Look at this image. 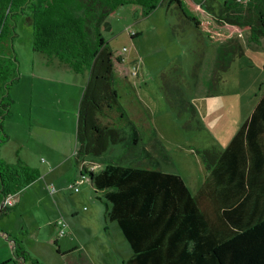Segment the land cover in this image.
Segmentation results:
<instances>
[{
	"label": "rangeland",
	"instance_id": "rangeland-1",
	"mask_svg": "<svg viewBox=\"0 0 264 264\" xmlns=\"http://www.w3.org/2000/svg\"><path fill=\"white\" fill-rule=\"evenodd\" d=\"M223 1L201 0L215 12ZM141 11L138 4L119 5L110 17L111 29L104 32L115 58L121 57L115 68L122 79L115 86L130 119L117 117L114 125L127 130L130 142L112 144L103 155L80 163L74 156L73 169L64 166V173L39 178L15 194V205L0 217V264H16V239L42 264H67L80 252L94 264H125L132 248L118 222L107 218L106 205L97 197L101 192L82 178L83 165L101 170L110 163L153 164L180 173L196 192L208 175L197 150L226 148L256 107L264 92V39L251 42L242 33L244 53L217 73V45L177 5L164 3L148 16ZM17 31L20 79L9 90L13 104L0 155L7 163L22 159L42 175L49 156L59 158L67 135L77 130L90 69L85 65L77 71L76 58L36 50L33 26L24 16ZM59 220L67 222L64 236L54 224Z\"/></svg>",
	"mask_w": 264,
	"mask_h": 264
},
{
	"label": "trees",
	"instance_id": "trees-1",
	"mask_svg": "<svg viewBox=\"0 0 264 264\" xmlns=\"http://www.w3.org/2000/svg\"><path fill=\"white\" fill-rule=\"evenodd\" d=\"M125 2L140 5L143 16L164 3L177 5L217 45V73L244 53L242 33L251 42L264 39V0H224L219 12L204 8L199 0H0V144L8 137L4 122L13 104L9 90L20 79L14 42L22 16L33 26L36 50L76 58L77 71L85 65L90 69L79 104L77 163L103 155L112 144L130 142L127 130L114 125L117 117L130 119L115 86L122 79L115 68L121 57L115 58L104 33ZM215 77L216 72L212 86ZM125 79L130 84L129 76ZM137 134L135 130L133 136ZM197 152L208 175L196 192L180 173L153 164L110 163L101 170L83 165L82 178L101 192L97 197L106 205L107 218L118 222L132 248L125 264H264V92L226 148ZM40 176L22 159L7 163L0 155V217L11 208L5 204L7 197ZM14 250L16 264H42L22 240H15ZM67 264L94 263L80 252Z\"/></svg>",
	"mask_w": 264,
	"mask_h": 264
},
{
	"label": "crops",
	"instance_id": "crops-1",
	"mask_svg": "<svg viewBox=\"0 0 264 264\" xmlns=\"http://www.w3.org/2000/svg\"><path fill=\"white\" fill-rule=\"evenodd\" d=\"M201 2V0H199ZM202 3V2H201ZM200 9H203L202 7H199ZM67 137L69 138V142L64 146V144H62V153L61 156L59 158L56 157H50L49 159L50 161L46 160L47 167H45L44 170V174H42L40 176V179H44V180H48L49 177L53 174V173H64V166L70 167V169H73V163L72 160L74 158V154L76 152L77 149V130L75 129V133L72 134V136L67 135ZM54 161V163H56V167L52 164V162ZM76 161V159H75ZM77 165V163H76ZM37 181V180H36ZM35 181V182H36ZM21 264V263H20Z\"/></svg>",
	"mask_w": 264,
	"mask_h": 264
},
{
	"label": "built area",
	"instance_id": "built-area-1",
	"mask_svg": "<svg viewBox=\"0 0 264 264\" xmlns=\"http://www.w3.org/2000/svg\"><path fill=\"white\" fill-rule=\"evenodd\" d=\"M239 1H241L243 3H246L248 0H239ZM73 187H75L76 190L79 189V187L76 186L75 184H73ZM5 204L6 205H15V200L13 198V195H10V196L7 197V199L5 200ZM54 224H55V226L57 228L59 236H64L66 234L67 222L65 220H59V221H56Z\"/></svg>",
	"mask_w": 264,
	"mask_h": 264
}]
</instances>
